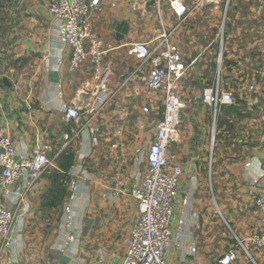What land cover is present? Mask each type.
<instances>
[{"label": "crops", "instance_id": "0c3cea01", "mask_svg": "<svg viewBox=\"0 0 264 264\" xmlns=\"http://www.w3.org/2000/svg\"><path fill=\"white\" fill-rule=\"evenodd\" d=\"M152 1L160 5L158 13ZM184 1L193 11L184 21L174 17L170 0H107L103 12L92 15V28L108 52L102 67L111 71V96L99 110L94 108V67L86 62L70 68V53L59 44L46 0H13L6 5L0 21L6 31L0 72L7 68L21 84L19 96L13 86L0 85V135L11 137L18 157H31L43 144L61 154L59 173L42 174L32 189L26 191L27 172L19 182L0 187L2 205L15 210L22 197L29 205L14 226L0 264H12L18 252L21 264H46L48 251L67 248L73 232L79 244L70 264H121L139 217L133 191L147 172V151L164 110V95L145 88L141 74L131 77L137 61L130 49L139 42L154 46L163 31L171 33L187 63L199 56L181 84L188 108L182 113L179 142L170 148L171 164L183 170L171 223L174 233L181 228V238L166 253V264H213L237 239L259 229L254 202L264 197V0H231L222 71L237 101L223 108L212 149V117L203 106L202 90L215 76L220 51L215 15L226 1L194 0V8L192 0ZM122 23L128 25V33L118 40L116 29ZM12 61L25 64L23 71L16 72ZM61 79L64 101L85 113L86 126L70 143L64 139L68 127L63 101L57 97ZM126 79L128 84L121 87ZM252 85L254 91L249 90ZM69 155L74 160L65 171L59 162ZM64 173L80 182L73 228L62 222L66 197L55 194L59 187L67 194L61 185ZM254 256L256 264H264V255ZM236 264L255 263L240 254Z\"/></svg>", "mask_w": 264, "mask_h": 264}, {"label": "built area", "instance_id": "2783aa9c", "mask_svg": "<svg viewBox=\"0 0 264 264\" xmlns=\"http://www.w3.org/2000/svg\"><path fill=\"white\" fill-rule=\"evenodd\" d=\"M46 2L53 18L59 44L62 50L70 53V68H79L86 62L94 67V79L98 84V104H95L94 108L102 109L111 96L107 90L111 71L109 68L102 67L108 52L104 51L103 41L94 32L90 20L94 13L103 12L102 5L107 0H46ZM226 2V8H228L231 0ZM170 8L179 21L187 19L190 13L184 0H170ZM130 54L137 61L131 77L137 78L141 74L140 81L145 88L160 91L164 95V110L147 151V172L140 185L133 191L138 201L139 217L126 241L127 248L121 264H166V253L175 242L178 245L181 238V228L174 233L171 223L183 170L180 166L171 164L170 148L179 142L182 113L188 108L187 100L181 94V84L188 69L198 62L199 56L187 63L178 46L172 42L171 33L168 31L162 32L154 46L145 42L132 44ZM223 57L224 47L219 51L218 61H222ZM128 81L123 80L121 87L126 86ZM56 89L58 99L63 101L61 105L64 112L63 121L68 127L64 139L70 143L73 138L80 136L85 128V113L74 104L64 101L63 79L56 83ZM249 90L254 91V85ZM236 101L235 94L226 87L221 72H218V75L204 86L202 103L212 117L211 149L215 145L217 120L223 108L234 106ZM60 154L61 152L56 151L53 145L43 144L34 150L31 157H18L11 137L1 134L0 187H8L19 182L27 172L26 191L32 189L42 174L50 170L59 173ZM254 182L258 183L257 180ZM61 183L67 190L63 206V226L65 222L64 227L73 228L78 216L75 208L79 203L80 182L78 178L71 179L69 174L64 173ZM117 194L120 193L117 192ZM103 197L107 198L108 195L104 194ZM254 204L260 222L259 229L246 239H237V244L213 264H236L240 254L256 264L254 253L264 255V197H256ZM28 210L29 205L24 203L23 197L15 210L0 203V237L2 239L0 256L9 245L14 226L18 221L23 220ZM75 238L77 234L70 233L68 242ZM196 251L197 248L193 245L191 253L194 254ZM17 256L12 264H21L19 252Z\"/></svg>", "mask_w": 264, "mask_h": 264}, {"label": "rangeland", "instance_id": "374dc122", "mask_svg": "<svg viewBox=\"0 0 264 264\" xmlns=\"http://www.w3.org/2000/svg\"><path fill=\"white\" fill-rule=\"evenodd\" d=\"M160 1H164V0H160ZM193 2L191 3V8H194L195 6V3H194V0H192ZM227 1V0H225ZM11 1L9 2H3V1H0V21L4 18V15H5V8H6V5H8V3H10ZM226 3L227 2H224V4L220 7L219 11H217L216 13V26L217 28L215 29V36L217 37V48H219L221 50L222 47H224L225 49V43H227V41L229 40V30H228V27L231 26L230 22H231V14H232V9H231V4L232 2L230 3V7L228 6V8H226ZM151 6L155 5V7L157 8L156 11L157 13L160 11V5L159 4H156V2L152 1L151 3ZM3 8V9H2ZM228 10V11H226ZM193 11H191L190 13H192ZM227 12V13H225ZM205 18L207 19V22L209 23V18L210 16L207 15L205 16ZM5 29V27H3L2 24H0V54H4V49H3V45L1 44L2 42V39L5 37V32L6 31H3ZM216 64L214 66V69H215V76L218 75V72H221V77L224 79V75H223V67H224V64L226 63L224 57H223V60L222 61H218L216 60ZM19 62H14L12 61V65L13 67H15V71L16 72H22L23 71V63H19ZM8 69L7 68H4L1 72H0V85H4V86H13L17 96L20 95V84L21 82L19 81V79H17L16 77L12 76L11 73H8ZM32 83H29V87H32ZM219 122V118L217 120V123ZM218 126V125H217ZM66 225V223L64 222V226Z\"/></svg>", "mask_w": 264, "mask_h": 264}, {"label": "water", "instance_id": "95a60500", "mask_svg": "<svg viewBox=\"0 0 264 264\" xmlns=\"http://www.w3.org/2000/svg\"><path fill=\"white\" fill-rule=\"evenodd\" d=\"M117 39L122 40L128 33V25L122 23L116 29ZM79 239L75 238L68 243L64 250L52 249L46 255V264H70L72 257L75 255Z\"/></svg>", "mask_w": 264, "mask_h": 264}, {"label": "trees", "instance_id": "16d2710c", "mask_svg": "<svg viewBox=\"0 0 264 264\" xmlns=\"http://www.w3.org/2000/svg\"><path fill=\"white\" fill-rule=\"evenodd\" d=\"M0 1H3V2H9V1H13V0H0ZM73 160H74L73 156L69 155V156H65V157H64V161H63V159H62V162H59V163H60L62 169H64L65 171H67V170L70 169V167H71V165H72V163H73ZM61 180H62V179H61ZM61 185H62V183H61ZM62 186H63V185H62ZM62 192H63V191H62L61 188L59 187V188L56 189L55 194H56L57 196L61 197V199H64V197H66V195L63 194ZM64 195H65V196H64Z\"/></svg>", "mask_w": 264, "mask_h": 264}]
</instances>
